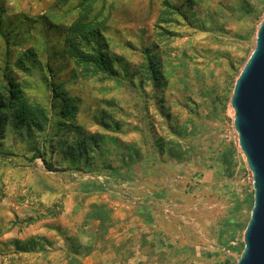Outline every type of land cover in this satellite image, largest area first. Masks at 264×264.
I'll return each instance as SVG.
<instances>
[{
    "label": "rangeland",
    "instance_id": "374dc122",
    "mask_svg": "<svg viewBox=\"0 0 264 264\" xmlns=\"http://www.w3.org/2000/svg\"><path fill=\"white\" fill-rule=\"evenodd\" d=\"M79 2L0 0V79L16 81L48 117L43 133L0 136V264H192L171 240L179 216L202 217V245H215L208 224L226 214L230 191L237 201L252 192L230 98L264 0H94L91 18L104 20L102 40L120 58L110 76L62 53L55 26L74 20ZM28 51L19 70L14 61ZM54 86L75 103L78 131L54 133L63 105ZM88 134L97 141L85 138L86 153L69 161L63 150ZM87 182L102 189L84 192ZM206 251L198 264H229L230 252Z\"/></svg>",
    "mask_w": 264,
    "mask_h": 264
},
{
    "label": "trees",
    "instance_id": "16d2710c",
    "mask_svg": "<svg viewBox=\"0 0 264 264\" xmlns=\"http://www.w3.org/2000/svg\"><path fill=\"white\" fill-rule=\"evenodd\" d=\"M68 0H58V3H65ZM94 0H80L78 7V14L74 20L69 24H58L55 26L58 36L62 37L63 46L61 47L62 53L74 60L77 66L84 67L87 71L91 69L95 74H104L107 76L116 75L117 71L114 67L115 63L119 62V56L111 53L107 44L102 40L103 33L100 28L103 25L104 20H97L96 17L91 18V13L93 11L92 2ZM2 11V10H1ZM0 34L5 37L3 32L1 21H0ZM91 39H93L91 41ZM153 55V52H148ZM27 56L33 57L31 51L23 53L15 61L14 65L19 70L25 69V62ZM39 65L42 67V70L49 72V63L46 61L44 64L39 61ZM155 62L153 59L148 63V77L153 81L161 75H159L158 66H154ZM27 68V67H26ZM155 83V82H154ZM19 84L13 80H6L5 82L0 79V136L5 133L7 129L14 128L15 130L24 129L27 134L33 135L34 133H43L48 123V117L45 113L46 110L43 106L35 103H28L27 98L20 91L21 89L18 86ZM54 96L56 99H61L63 105L60 107L59 117L60 120H56L55 130H62L65 127L70 128V130L78 131V127H73L70 118L74 117V112L76 110L75 103L72 101V98L60 88L56 86L53 87ZM68 120V121H66ZM88 139L95 143L98 139L97 135L88 134L86 136L79 137L75 140V145H69L70 148H66L63 152L67 153L69 161H77L87 151V145L84 139ZM66 142V141H65ZM67 146V147H69ZM74 148V149H73ZM168 152L170 155L181 158V154H174L169 148ZM225 162V160H224ZM226 173H232L230 170ZM111 174L120 175L116 170H112ZM92 187L91 189L89 188ZM101 185H96L93 182H87L83 185L84 192L98 191L101 190ZM249 210L252 205V193L250 195ZM241 202L236 201L235 211L237 212L241 208ZM101 219V218H100ZM236 227L240 230H243L245 224H238L236 219ZM15 245L18 249L26 250L28 244H19L15 241ZM242 249V243L239 246H236V250L240 251ZM229 264H235L232 262Z\"/></svg>",
    "mask_w": 264,
    "mask_h": 264
},
{
    "label": "water",
    "instance_id": "95a60500",
    "mask_svg": "<svg viewBox=\"0 0 264 264\" xmlns=\"http://www.w3.org/2000/svg\"><path fill=\"white\" fill-rule=\"evenodd\" d=\"M231 96L233 127L252 178V205L235 264H264V15Z\"/></svg>",
    "mask_w": 264,
    "mask_h": 264
},
{
    "label": "crops",
    "instance_id": "0c3cea01",
    "mask_svg": "<svg viewBox=\"0 0 264 264\" xmlns=\"http://www.w3.org/2000/svg\"><path fill=\"white\" fill-rule=\"evenodd\" d=\"M252 193V192H251ZM250 200V196L244 198L241 202V208L237 212L235 211L236 206V198L234 191H230V202H227L225 215L222 218L218 219H210L212 220V224H208L206 222V217L203 218L205 221V227L208 224V228L210 225H214L217 230V237L215 236L216 244H210L209 246L202 245L203 243L210 241V235L205 232L202 224V217H194L191 218L187 215H180V224L183 223V226L180 225L179 232L177 233L176 240L171 239L176 245L178 249L176 251V257H181L182 261L186 260V262L191 261L192 264H198L200 258L203 257L204 252L206 251L208 254L206 257L210 256V252L213 251H226L230 252V263L235 262L234 254L236 250V246L238 242L236 241V233L238 231V227H236V219L238 220V224L241 225V222L237 218V215H240L246 208L245 205H248ZM200 207V205H197ZM249 208V206H248ZM197 209V207L195 208ZM241 217V216H240ZM220 219V220H219ZM204 223V222H203ZM239 232V231H238ZM221 242V243H220ZM241 243V242H240ZM239 243V244H240ZM205 255V254H204Z\"/></svg>",
    "mask_w": 264,
    "mask_h": 264
},
{
    "label": "built area",
    "instance_id": "2783aa9c",
    "mask_svg": "<svg viewBox=\"0 0 264 264\" xmlns=\"http://www.w3.org/2000/svg\"><path fill=\"white\" fill-rule=\"evenodd\" d=\"M248 173H249V176L248 177H249V179H251V173H250V171H248Z\"/></svg>",
    "mask_w": 264,
    "mask_h": 264
}]
</instances>
